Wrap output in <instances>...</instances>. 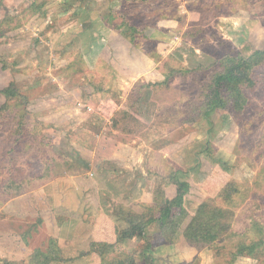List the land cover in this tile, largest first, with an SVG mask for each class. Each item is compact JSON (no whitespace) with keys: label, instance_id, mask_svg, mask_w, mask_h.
<instances>
[{"label":"rangeland","instance_id":"rangeland-1","mask_svg":"<svg viewBox=\"0 0 264 264\" xmlns=\"http://www.w3.org/2000/svg\"><path fill=\"white\" fill-rule=\"evenodd\" d=\"M94 1L99 11L107 7L105 0H0V109L9 105L2 93L11 83L25 98L10 103L13 116L0 120V254L22 255L4 264H122L130 255L146 264L171 249L182 257L197 252L196 264L201 252L210 253L211 264H227L234 246L254 242L256 228L249 225L264 227L258 210L264 206V66L240 85L215 79L236 58L264 52V0L113 4L123 8L110 22L132 33L136 50L156 62L155 82L122 80L103 47L87 50L83 30L93 21ZM160 21L167 22V34L153 36ZM169 21L177 28L170 31ZM19 105L30 113L24 147L12 121L22 113ZM161 159L170 163L164 160V168ZM157 165L186 173L183 181L166 179L180 187L171 207H184L185 216L178 226L152 222L121 243L119 231L130 228L133 212L146 220L155 215L148 206L134 210L144 193L163 202ZM234 182L249 187L248 197L235 209L238 218L223 222L230 225V242L208 247L212 241L195 234L204 228L197 214L210 200L212 207L233 210L223 191ZM53 230L63 235L64 248L53 238L60 256L36 263L37 252L52 251ZM253 250V260L235 264H264V254Z\"/></svg>","mask_w":264,"mask_h":264},{"label":"crops","instance_id":"crops-1","mask_svg":"<svg viewBox=\"0 0 264 264\" xmlns=\"http://www.w3.org/2000/svg\"><path fill=\"white\" fill-rule=\"evenodd\" d=\"M74 0H71V2ZM79 1V0H78ZM87 1V0H86ZM77 2V0H76ZM114 3H110V0H105L104 3L105 6H107L105 9H102L103 11H99L98 8V3H96L95 1L93 2V7L89 10L90 14L93 15V21H91V23H89V25L87 26L86 30H83V33H85L84 35L88 36V41L86 42V47L87 50L89 52H91V50H100L99 47H103V51H106L107 54L112 55L113 60L111 62L113 68H115L118 73H120L121 79L123 80V78L125 80H129L130 82H133V80H139V79H146L149 80V78H151L148 82H155L156 80V73L155 71L157 70V64L156 62L152 59L149 58L148 56H146L145 54H143L142 52H138L134 46V44L131 41V37H132V33L131 34H127L125 33L123 30L119 31L117 30V28L114 26V24H112L110 22L111 17L115 14H120V10L123 8V6L121 5V9H117L116 6L113 7V4L117 5L118 3H125L127 2V0H114ZM112 5V6H111ZM119 5V4H118ZM117 5V6H118ZM84 6L85 7V2L84 3H80L78 5V8ZM93 12V13H92ZM119 12V13H118ZM97 19H100V24H97ZM82 23H87L86 19H84L82 21ZM165 24H167V22L163 23V22H158L157 28H155L154 32H152L151 34L153 36L156 35H160V31H164L163 33H165V35L167 34L164 30L165 28ZM168 24H170L169 30L172 31L174 29L177 28V24L173 21H169ZM84 26V25H83ZM86 27V26H85ZM161 47V45H158V49ZM82 49L85 50V48L83 47ZM158 78V77H157ZM167 161L166 159H161L160 163L161 166H163L165 168V165L163 161ZM159 163V162H158ZM157 163V164H158ZM159 163V165H160ZM170 162L167 161V164H169ZM159 168V166H154L153 170H157V174L161 177L160 179H164V184L163 187H159L157 193H159V190L162 192V197H163V203H165L167 206H171L173 205V193H175V191H177L178 189H180V187L177 189V186H173L167 183L168 178L172 179V176L176 179H183V177H181L180 175H184L186 173H182L181 171H177L175 170L174 173H170L169 171H167V169H161ZM144 176V175H143ZM183 181V180H181ZM190 181V179H189ZM186 195V193L184 194V196ZM188 196V195H187ZM142 201H140L139 203H137V205H140V207H137V209H134L138 212H140V208L143 210V207H147V206H152L155 204V202H157L158 200L155 199L154 200V195L151 192H147L144 193L143 196L141 197ZM158 198V197H157ZM209 202V201H208ZM186 206V203H185ZM64 207H66V205H64ZM242 208H238L237 211H241ZM234 210V218H238L239 212H237ZM237 212V214H236ZM235 220V219H234ZM236 221V220H235ZM237 222V221H236ZM252 223V222H251ZM249 227H254L256 228V230L252 231V237L251 240H254V242L251 243H242L243 245H238V247L241 248H252V249H256V250H260L263 254H264V241L262 240V236H261V230L262 227L261 225H257L256 223H252L251 225H249ZM53 236L50 237L49 239H58V237L60 239H58L59 241H61V243H59L60 246H62L64 248V244H63V235L59 233V231L57 230H53ZM227 234V233H225ZM55 236V237H54ZM231 236L230 234L227 235H222L220 238H218L216 241H213L211 243H209V246L214 245L215 243L218 244L220 243V245H223L224 243L226 244V242H230L228 241V238ZM227 238V239H226ZM227 240V241H226ZM95 242V241H94ZM234 243V242H233ZM235 244V243H234ZM218 246V245H217ZM234 251H232L235 255L237 254V246H234ZM173 254L171 255H163L161 256L160 254L154 257L153 262L155 264H192V263H197L198 259L196 261V257L198 256L197 252H193L192 255H189V257H182V255H180V252H175L174 249H171ZM232 250V249H230ZM160 252H162V250H160ZM172 255L175 256L172 257ZM22 255L16 254V256H14L13 254H5V255H1L0 254V264H3V261H6L7 259H10V261L12 260H19L21 259ZM201 256V262L200 264H211L212 261H210L212 258L210 257V253L208 252H204V253H200ZM204 256V257H203ZM264 256V255H263ZM210 258V259H209ZM264 258V257H263ZM239 259H246V260H253V258L245 256V257H241ZM75 260V258H74ZM97 260H99L97 258ZM97 262V261H96ZM57 264H65V260H57Z\"/></svg>","mask_w":264,"mask_h":264},{"label":"trees","instance_id":"trees-1","mask_svg":"<svg viewBox=\"0 0 264 264\" xmlns=\"http://www.w3.org/2000/svg\"><path fill=\"white\" fill-rule=\"evenodd\" d=\"M131 41L133 44L135 43V40L132 37H131ZM235 61H236V63L234 64L235 66L226 70L223 74L219 75V77L217 76V78L215 79L217 82H218L220 77H226L237 85L238 84L240 85L241 82H243L244 80H246L247 82L251 81L252 80L251 76L255 72V70L264 66V52L257 51L255 53H253L247 59L236 58ZM263 78H264V73H263ZM228 79H226V80H228ZM242 92L243 91L239 89V93H240L239 99L242 101V105L248 106L251 101L247 96L241 94ZM2 94L6 98L7 105L8 104L10 105V103H12V102H15V104L18 105V104H20L22 99L25 100V98H23L20 95V93H19L16 85H14V83H11V85L7 89H5ZM9 105H8V107H9ZM8 107L4 106L2 109H0V120L3 116H4V118L6 116H8V114H9V117H11V115L13 116V114L9 110L10 108L8 109ZM21 107L22 106L19 105L17 108H19V111L21 109L22 113L20 115H16L15 118L13 117L12 121H14L16 123L17 130L15 131V134L17 136H19L17 144H20V146L24 147L26 145L25 136H27V133H28L27 126H28V123L30 121V113L27 111V108H21ZM200 109L205 113V115L209 114V112H211V111L208 112V110H206L202 107H200ZM243 110L245 111L246 109H243ZM259 148L260 149L264 148V143H262V144L259 143ZM262 156H264V152H262ZM47 164L50 165V162L47 161ZM46 171L51 173L50 166L46 168ZM44 175L46 176V173ZM258 181H260V180H256L255 183L260 184ZM245 183L247 185L249 183V179H247ZM260 186H261V184H260ZM243 187H244L243 184L235 183V182H234V184H231V185H228L225 187V189L223 191L224 198L227 201V202H225V204L228 206L229 209L233 207V210L229 211V213H228L227 209H225V208L212 207L210 204L213 202L212 200H210L209 202L202 205L201 209L199 210V214H197V216L198 215L203 216V219L201 222H202V225L204 228H201V229L196 231L195 234L197 236L199 234H201L202 238H207L208 241L210 240L209 242H211V241L213 242L228 232L227 229L230 227V225L227 223H223V222L228 221L230 219L229 217H231V216H232V218H234V210L236 208H238L241 205V203H243L246 200V198L248 197L247 193L249 192V187L248 186H246L245 188H243ZM147 208L153 209L155 211L154 217H152L149 220H146V217H147L146 215L145 216H139V215H136L135 212H133L128 217V225L130 228L127 230L121 231V232L119 231V233H120L119 239H118L119 242L122 243L128 239L134 238V236L138 233H140V234L143 233L145 227H147L152 222L158 223L159 225H161V228L166 223H169V224L171 223L175 226H178L176 222H179V221L181 222L183 216H185V213H186L185 212L186 209L184 207L173 208L171 206H167L163 202L162 203H155L154 205L148 206ZM258 210H259V213L262 214L264 211V206L261 210L260 209H258ZM157 211H158V213H157ZM200 213H201V215H200ZM204 216L207 219H211L214 216L216 219H218V222L215 221L216 223L213 222V224H212V223H209V220L205 219L206 221H204ZM198 219H199V217H197V221H198ZM219 219H221V220H219ZM207 224H209V225L207 226ZM174 233H175V231H174ZM261 236H262V240L264 241V227H262ZM51 241L54 244V247H52V251L50 250L51 247H49V249L46 253L40 254L37 252L36 255L33 257V259L36 263H39L38 260H40L41 258H43L44 262H45L46 261L45 259L49 260L50 257H53L54 255L60 256L61 252H60V249L57 245V241L56 240L53 241V239H50V244H51ZM245 251L249 252V255H248L249 257H250V253L254 252L253 249L238 247L236 255L231 254V253L229 254L230 261L227 264H235L236 261L238 260V258L245 257V255L243 254ZM124 261H125V263H122V264H136L135 260L133 258V255L126 256ZM3 264H4V262H3ZM6 264H11V263H6ZM146 264H153V262L151 263V261H150L149 263H146Z\"/></svg>","mask_w":264,"mask_h":264}]
</instances>
